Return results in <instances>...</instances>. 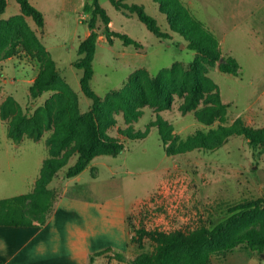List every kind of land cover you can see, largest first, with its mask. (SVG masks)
I'll use <instances>...</instances> for the list:
<instances>
[{
    "label": "rangeland",
    "instance_id": "obj_1",
    "mask_svg": "<svg viewBox=\"0 0 264 264\" xmlns=\"http://www.w3.org/2000/svg\"><path fill=\"white\" fill-rule=\"evenodd\" d=\"M30 1L44 13L43 27L22 14L17 0H8L2 14L3 19L16 20L0 43V199L34 191L44 160L52 154L63 156L70 148L60 145L56 138L59 123L65 118L61 109L63 96L57 90L45 91L37 98L30 96V85L41 62L21 41L26 25L36 31L63 80L78 93L81 109H89L92 102L80 85L82 70L73 65L79 43L89 33L84 0ZM127 1L143 4L163 30L169 29L166 15L155 0ZM183 1L215 33L222 54L238 59L239 74L221 71L218 61L208 60L189 48L179 33L173 32L172 38L158 37L136 15L128 16L110 0H100L113 20V28L142 44L125 45L120 37L110 44L105 35H100L92 87L101 96L121 88L138 69L156 74L173 62L186 64L198 57L209 72L197 93L179 82L169 83L173 95L169 105L136 102L135 115L122 106L113 110L116 123L109 132L124 141V150L116 156H96L80 174L68 178L65 172L77 158L73 155L49 184L56 190L55 208L64 195L102 200L122 193L128 202L137 199L127 217L131 239L124 253L129 258L154 248L146 235L140 246L141 229L190 231L204 225L212 227L229 216L232 205L264 197V153L256 154L243 135H232L214 149L167 152L169 145L187 144L198 131L210 134L238 118L249 125H264V0ZM9 50L12 53L7 56ZM140 79L147 87L143 75ZM138 95L136 91L134 96ZM20 115L37 116L38 125L26 122L17 142L13 123ZM160 119L169 127L166 141L158 126L148 129L149 123ZM127 127L134 131L148 129L147 135L127 138L121 133ZM25 209H36L33 199L27 200ZM253 226L258 224L250 225ZM111 255L105 252L97 256L95 264H128ZM209 264H264V251L241 245L214 254Z\"/></svg>",
    "mask_w": 264,
    "mask_h": 264
},
{
    "label": "trees",
    "instance_id": "obj_2",
    "mask_svg": "<svg viewBox=\"0 0 264 264\" xmlns=\"http://www.w3.org/2000/svg\"><path fill=\"white\" fill-rule=\"evenodd\" d=\"M17 1L22 14L31 16L40 27L45 25L44 13L30 0ZM110 1L124 14L136 15L158 37L172 38L173 32L179 33L188 42L189 48L208 60L218 61L221 71L239 74L241 64L238 59L231 54H222L220 41L215 33L183 0H155L161 12L166 15L168 30L162 29L158 20L146 11L143 4L131 3L127 0ZM7 6L8 0H0V43L4 42L5 32L16 20L15 17L2 18ZM83 11L89 14L87 25L90 32L80 41L78 57L73 65L82 70L80 85L92 101L87 110L81 109L78 93L63 80L55 60L36 31L26 25L21 41L26 50L41 62V69L30 85V96L37 98L48 90H57L58 94L63 96L61 109L65 113V118L59 123L60 132L56 138L60 145L70 148L63 156L52 154L44 160L40 175L35 181L34 191L0 199V225H44L55 210L57 197L56 190L49 184L73 155H77V158L65 172L68 178L80 174L96 156H116L124 150V141L109 132L116 123L113 110L122 106L127 112L135 115L138 112L133 111L136 102L149 101L154 104L169 105L173 98L169 83L179 82L180 86H188L193 93H197L202 90L207 79L209 68L203 60L196 57L186 64L173 62L171 66L162 68L156 74L149 72L148 69L135 70L121 88L111 89L105 96H101L92 87L94 61L100 35H105L110 44L114 43L115 37H120L125 45L134 44L139 47L142 44L127 33L112 27V18L100 0H84ZM11 53L12 51L9 50L7 56ZM142 75L147 81L145 88L140 79ZM136 91L140 97L134 96ZM26 122H34L38 125L37 116L20 115L14 121L13 129L17 142ZM152 126H158L162 139L166 141L169 129L166 121L161 119L152 121L148 129ZM148 129L134 131L132 127H127L121 129V133L130 139H141L147 135ZM232 135H243L256 154L264 153V125H249L241 118L230 125H222L210 134L198 131L189 137L187 144L178 147L169 145L167 152L173 154L200 147L214 149L222 146ZM31 137L35 138V136ZM29 199H33L36 209L27 212L25 205ZM229 213L228 217L212 227L204 225L190 231L181 228L171 231L141 229L139 244L141 246L143 237L148 236L154 243L152 251H142L135 258H129L124 251L107 246L90 253L86 264H94L96 257L105 252H111L113 258L128 264H209L214 254L229 252L241 245L263 252L264 197L238 202L230 207ZM254 223L258 226L250 227ZM132 238L134 239L135 236Z\"/></svg>",
    "mask_w": 264,
    "mask_h": 264
},
{
    "label": "crops",
    "instance_id": "obj_3",
    "mask_svg": "<svg viewBox=\"0 0 264 264\" xmlns=\"http://www.w3.org/2000/svg\"><path fill=\"white\" fill-rule=\"evenodd\" d=\"M136 202L122 193L102 200L64 195L42 226L0 225V264H86L90 253L107 246L124 251Z\"/></svg>",
    "mask_w": 264,
    "mask_h": 264
}]
</instances>
